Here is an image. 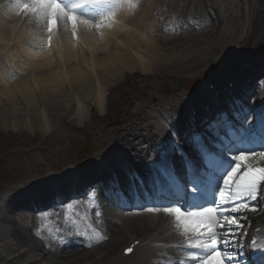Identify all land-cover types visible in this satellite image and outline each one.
I'll use <instances>...</instances> for the list:
<instances>
[{
  "label": "bare ground",
  "instance_id": "obj_1",
  "mask_svg": "<svg viewBox=\"0 0 264 264\" xmlns=\"http://www.w3.org/2000/svg\"><path fill=\"white\" fill-rule=\"evenodd\" d=\"M8 1L16 10L13 1ZM119 1L115 0V3ZM208 1L213 3L211 15L215 22L205 24V29L198 34L185 35L187 30L176 19L179 13H190L201 19L197 0H171L167 5L164 0H125L126 7L123 9L114 7L96 18L92 15L88 18L93 20L92 23L103 24L100 28L103 32L101 37L95 34L97 29L85 30L81 26L76 33L77 41L73 43L68 40L66 26L60 24L54 32L53 49L50 52L44 51L41 43L45 35L42 21L31 15L19 14V20H24L27 30L26 25L19 20H2L3 15L0 14V56L10 60L11 72L17 78L13 85L5 78H0V107L10 105L16 108L24 102L28 113H24L26 120L21 121V124L32 122L41 125L42 119L49 126V121L59 122L72 111L64 93L83 96L93 85L88 83L93 79L99 81V90L108 108L106 113L99 112V115L111 116V128H118L113 129L114 136H109L105 128L99 127V132H94V135L99 136V143L110 138L112 150L122 144L130 146L133 141L149 144L153 137V126H147L148 105H136L145 89L167 79L188 81L195 78L233 48L256 54V57L262 55L259 48L264 45V0ZM165 6L168 7L166 13L161 10ZM108 13L112 15H106ZM174 24L177 27L172 34L171 27ZM22 25L25 29H22ZM221 25H224L223 30ZM7 26L8 30L13 29L11 35ZM26 43L30 56L23 59ZM245 64L246 61H241L237 69ZM19 65L27 75L24 80L16 77ZM51 94L55 96L53 101L49 99ZM102 98L99 96V103ZM175 99L172 96L159 98L152 93L150 101L169 112ZM37 112L39 115H36ZM130 119V125L125 126ZM106 157L112 160L111 156ZM256 161L264 163L258 157ZM47 180L53 181L54 177L47 175ZM32 187L33 183L27 185V189ZM260 193L261 204L264 205L263 185ZM17 202L12 201L10 204ZM1 221H4V217ZM167 221L169 219L164 215L151 217V214L123 220L119 225L109 227L107 236L118 237L109 249L91 253H70V250L65 254L59 252L57 257L42 253L43 263L39 261L40 255L36 253L39 247L32 242L29 231L10 221L11 231H3L1 248L2 253H6L5 259L12 258L6 264H122L115 254L117 241H123L126 234L141 233L138 238H142L144 247L155 245L157 243L153 239L165 240L169 233L170 238L176 236L172 233L176 230L175 222L169 224ZM13 241L16 248H12ZM24 251L29 254L27 258H24ZM147 252L140 258L151 254Z\"/></svg>",
  "mask_w": 264,
  "mask_h": 264
},
{
  "label": "snow or ice",
  "instance_id": "obj_2",
  "mask_svg": "<svg viewBox=\"0 0 264 264\" xmlns=\"http://www.w3.org/2000/svg\"><path fill=\"white\" fill-rule=\"evenodd\" d=\"M113 4L114 0H74L71 6H66L62 0H18L15 9L18 14L31 15L43 22L50 45L52 34L59 24L70 26L73 38L81 26L85 30L103 27L101 22L92 23L78 15L76 8L85 5L111 7ZM180 103L185 101L181 99ZM233 115L239 121L238 126H234L224 112L200 120L199 123L187 120L182 136L178 135L174 122L163 120L151 129L156 138V147L146 157L151 191L145 188L144 180L136 172L130 173V179L139 184L146 198H156V203L147 207L146 211H163L174 217L176 225L185 235L190 234L188 247L200 250L199 254L191 255L190 264H243L241 252L238 250L242 246L236 242L238 229L242 227L239 223L240 217L228 214L256 211L247 201L256 200L261 185H264V167L256 163L257 157L264 161V146L260 150H246V146L257 140L260 144L264 143V112L250 113L245 110L243 116L239 112ZM221 127L227 130V136L235 142L234 145L243 150H231L234 145L217 131ZM165 137L168 139L165 140ZM217 148H227L228 154L221 152L220 157L227 156L233 162L223 176V187L220 186L216 192L218 201L215 200L212 206L193 204L182 207L179 201L182 200L183 193L189 190L187 186L190 184V191L194 192L203 185L204 178L197 161L204 162L207 158L209 168H216L220 164V159L209 156ZM178 166L184 169L185 183L177 175ZM241 168L245 170L238 176ZM237 179L239 182H236ZM132 187L133 195L138 196L136 184ZM91 190L98 191V186H93ZM115 194L122 195L120 192ZM162 197L177 202L165 203L161 200ZM6 201L0 195V211L6 208ZM253 247L255 248V244ZM131 251V248L127 249V252Z\"/></svg>",
  "mask_w": 264,
  "mask_h": 264
},
{
  "label": "rangeland",
  "instance_id": "obj_3",
  "mask_svg": "<svg viewBox=\"0 0 264 264\" xmlns=\"http://www.w3.org/2000/svg\"><path fill=\"white\" fill-rule=\"evenodd\" d=\"M183 21V20H182ZM230 62H232V57H229V58H227L223 63H222V65H217L216 67H214V68H211V69H209V70H207V72H206V75H203L202 77H199V78H195L193 81H189L188 82V85H194L195 86V84L196 83H198V84H200V80L201 79H203V78H206V79H208L210 82H211V80H210V77H212V75L214 74V73H216V72H218V71H221V70H223V69H227V66L230 64ZM228 71V70H227ZM19 114H22V112H19ZM8 121V120H7ZM6 121V122H7ZM12 124H14V121H10ZM66 125V123L65 122H63L60 126H51V130H56V132H58L57 134H52L50 137H48L46 140H45V142H43V143H41L40 142V140L42 139V137L44 136V130H43V128L41 127V126H37V127H34L33 128V130L34 131H32L31 129H27V128H23V131H21V129H19V128H15L13 131L15 132V133H17V134H21V133H23L26 137H28V138H31L32 136H34L37 140H36V143L34 144V146H32L31 147V153H36V152H38V150H40L44 145H48V144H50L51 142H54V141H58L57 139H59L60 138V136L63 134V132H64V126ZM5 131H7V130H9L10 131V129L8 128V129H4ZM50 152H49V156L50 157H54L55 156V153H56V151L53 149V148H51L50 147ZM12 155H16L15 153H12L11 154V156ZM20 158H23V159H27V157H25V156H22V157H20ZM47 162V160H43V163H46ZM38 163L39 164H41L42 162H40V161H38Z\"/></svg>",
  "mask_w": 264,
  "mask_h": 264
}]
</instances>
